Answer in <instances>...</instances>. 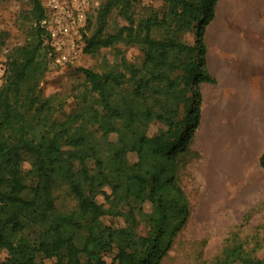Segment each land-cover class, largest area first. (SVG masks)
<instances>
[{
  "label": "rangeland",
  "instance_id": "1",
  "mask_svg": "<svg viewBox=\"0 0 264 264\" xmlns=\"http://www.w3.org/2000/svg\"><path fill=\"white\" fill-rule=\"evenodd\" d=\"M108 1H93L81 32L84 40L99 27L98 17ZM165 12L164 0H135L127 16L112 7L104 18L103 33L135 27L151 16L162 19ZM40 23L31 0H0V90L11 79L13 62L37 48L29 75L21 83L17 104L24 105L20 110L24 113L26 137L37 141L42 134L55 136L64 156L71 147L66 144L63 131L72 133L81 126V130L90 131L101 140L105 131L101 121L106 111L80 69L116 75L120 85H107L106 90L112 106L123 115L109 119L117 128L103 135V142L110 149L138 138L127 130L132 122L130 109L143 111L151 107L157 114L165 107H177L171 119V129L176 130L177 136L184 128L194 126L184 154L178 151L175 179L187 202L188 218L159 264H213L226 247L234 246L242 254L264 259V76L255 66L257 53L264 45V0H216L214 16L202 38L205 66L213 82L198 79L186 94L188 100L195 91L200 94L196 124L185 120L193 117L194 108L189 101L173 97L166 89L160 93L147 91L144 97H137V82L149 76L151 67L144 66L143 47L126 41V30H122L123 39L113 45L83 53L76 63L56 65L41 44ZM150 35L156 40L169 38L189 46L190 50L181 53L179 59H194L198 35L193 25L182 28L168 20L164 25L152 26ZM24 108L28 110L24 112ZM142 121V116L140 120L135 117L133 124H140L148 137L170 128L157 118L148 121L144 128ZM136 156L133 150L126 153L128 162L135 161ZM30 164L31 157L25 155L23 173L29 171ZM51 179L56 210L74 211L76 200L64 179L58 173ZM95 200L103 203V195H96ZM100 220L104 225L123 224L122 218L109 215ZM145 226L140 222L136 230L144 233ZM86 234L87 228L78 231L74 239L77 245ZM115 253L113 245L103 254L107 264L112 263ZM5 257L6 252L0 250V262ZM57 260L44 259L41 254L36 258L42 264Z\"/></svg>",
  "mask_w": 264,
  "mask_h": 264
},
{
  "label": "trees",
  "instance_id": "2",
  "mask_svg": "<svg viewBox=\"0 0 264 264\" xmlns=\"http://www.w3.org/2000/svg\"><path fill=\"white\" fill-rule=\"evenodd\" d=\"M134 1L109 0L103 5L99 27L85 37L84 53L113 45L123 39L122 30H126V41L143 47L144 66L151 67L149 76L137 82V97H144L147 91L160 93L166 89L173 97L188 100L186 94L192 91L191 84L198 79L213 82L205 66L206 47L202 38L214 16L216 0H164L167 12L162 19L147 17L135 27L129 25L117 33L104 34V18L109 10L116 7L127 16ZM31 3L36 19L41 22L45 11L42 1ZM168 20L182 28L191 25L196 28L194 59L186 62L179 59L181 53L190 50L189 46L169 38L151 37V27L164 25ZM40 31L41 44L51 59L42 25ZM36 49L13 62L11 79L0 90V250L6 252L0 264H42L36 261L38 254L44 259L56 257L54 264H107L103 254L113 245L116 253L111 264H159L188 218L187 202L175 179L178 151L184 154L194 126L184 128L177 136L176 130L171 129L177 107H165L157 114L151 107L143 111L130 109L132 122L127 130L132 137L139 136L112 150L103 142V135L117 131L109 119L121 118L123 114L112 106L106 88L117 87L121 81L114 74L80 69L106 111L101 121L105 131L101 140L92 132L81 130V126L72 133L63 131L66 144L71 147L64 156L55 136L42 134L37 141L26 137L24 113L20 110L24 105H17L21 83L29 75ZM188 101L194 111L192 120L191 116L185 120L196 124L199 92L195 91ZM140 116L143 128L154 118L170 128L148 137L140 124H133L135 117L140 120ZM130 150L137 155L133 162L126 159ZM25 155L31 157L27 173L22 170ZM55 173L61 175L76 200L72 212L56 210L50 192L51 176ZM98 194L103 195V203L95 200ZM106 215L122 218L123 224H102L100 219ZM140 222L146 224L144 233L136 230ZM82 228H87V234L77 245L74 239ZM213 264H264V259L242 254L234 246L226 247Z\"/></svg>",
  "mask_w": 264,
  "mask_h": 264
},
{
  "label": "built area",
  "instance_id": "3",
  "mask_svg": "<svg viewBox=\"0 0 264 264\" xmlns=\"http://www.w3.org/2000/svg\"><path fill=\"white\" fill-rule=\"evenodd\" d=\"M94 0H42L45 44L52 62L56 65L76 63L84 53L82 30Z\"/></svg>",
  "mask_w": 264,
  "mask_h": 264
},
{
  "label": "crops",
  "instance_id": "4",
  "mask_svg": "<svg viewBox=\"0 0 264 264\" xmlns=\"http://www.w3.org/2000/svg\"><path fill=\"white\" fill-rule=\"evenodd\" d=\"M250 55V54H249ZM251 56V55H250ZM249 63H253L252 60L249 61ZM256 69L259 74H262L264 76V45L261 47L257 53L256 58Z\"/></svg>",
  "mask_w": 264,
  "mask_h": 264
},
{
  "label": "bare ground",
  "instance_id": "5",
  "mask_svg": "<svg viewBox=\"0 0 264 264\" xmlns=\"http://www.w3.org/2000/svg\"><path fill=\"white\" fill-rule=\"evenodd\" d=\"M245 148V147H244ZM231 152V151H230ZM242 153V152H241Z\"/></svg>",
  "mask_w": 264,
  "mask_h": 264
}]
</instances>
